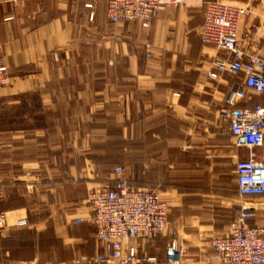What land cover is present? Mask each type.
<instances>
[{
  "label": "crops",
  "instance_id": "crops-1",
  "mask_svg": "<svg viewBox=\"0 0 264 264\" xmlns=\"http://www.w3.org/2000/svg\"><path fill=\"white\" fill-rule=\"evenodd\" d=\"M216 1L247 8L238 35L264 57V0ZM106 2L0 0V264L99 254L87 199L117 167L169 206L166 232L125 252L165 264L177 241L181 264H216L211 241L228 232L248 156L219 119L235 81L207 77L223 53L200 41L203 7H164L144 30L109 22ZM250 201L264 227V198Z\"/></svg>",
  "mask_w": 264,
  "mask_h": 264
},
{
  "label": "built area",
  "instance_id": "built-area-1",
  "mask_svg": "<svg viewBox=\"0 0 264 264\" xmlns=\"http://www.w3.org/2000/svg\"><path fill=\"white\" fill-rule=\"evenodd\" d=\"M168 6L203 7L200 41L223 53L214 58L207 77L212 82L224 77L235 81L226 93L219 119L228 124L233 147L248 152L246 159L235 164L240 202L227 234L211 241L212 260L216 264H264V227L250 224L254 218L250 200L264 198V57L238 35L247 8L216 0H107L106 17L113 24L136 23L145 30ZM7 81V68L0 64V90ZM112 174L115 179L93 187L87 199L91 211L88 221L95 228L100 253L64 264H138L134 249L125 252L123 244L135 239L148 241L168 229L169 206L157 192L131 184L123 178L122 168H115ZM82 221L77 219L76 223ZM4 223L0 216V227ZM26 225L22 220L16 226ZM184 255V247L172 241L165 264H181Z\"/></svg>",
  "mask_w": 264,
  "mask_h": 264
},
{
  "label": "rangeland",
  "instance_id": "rangeland-1",
  "mask_svg": "<svg viewBox=\"0 0 264 264\" xmlns=\"http://www.w3.org/2000/svg\"><path fill=\"white\" fill-rule=\"evenodd\" d=\"M123 170H124V169H123ZM124 173H125V172H124ZM224 177H225V179H229V178H230L228 174H224ZM231 178H232V176H231Z\"/></svg>",
  "mask_w": 264,
  "mask_h": 264
}]
</instances>
